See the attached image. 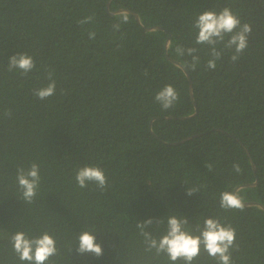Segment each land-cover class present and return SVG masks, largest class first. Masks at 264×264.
<instances>
[{
	"label": "trees",
	"instance_id": "1",
	"mask_svg": "<svg viewBox=\"0 0 264 264\" xmlns=\"http://www.w3.org/2000/svg\"><path fill=\"white\" fill-rule=\"evenodd\" d=\"M224 7L251 26L248 46L232 62L233 50L218 45L208 69L194 20ZM177 46L198 49L195 70ZM15 54L35 68L9 71ZM49 72L55 94L40 100L34 91ZM166 85L179 94L168 110L155 101ZM32 163L41 180L26 203L16 173ZM85 166L103 169V190L78 187ZM225 191L243 211L221 208ZM172 215L193 235L218 218L235 229L232 264H264V0H0V264H27L10 243L21 231L55 238L51 264H173L145 250L136 226L152 219L145 230L159 238ZM85 230L101 256L76 251ZM192 264L217 261L202 250Z\"/></svg>",
	"mask_w": 264,
	"mask_h": 264
},
{
	"label": "clouds",
	"instance_id": "2",
	"mask_svg": "<svg viewBox=\"0 0 264 264\" xmlns=\"http://www.w3.org/2000/svg\"><path fill=\"white\" fill-rule=\"evenodd\" d=\"M92 17H86L80 21L81 24L88 23ZM128 16H122V22L126 23ZM113 28L119 30L120 23L114 24ZM193 28L197 30L195 44L207 45L210 48L211 58L207 61L208 69H215L216 62L221 59L222 50H218V45H223L225 49L233 50L230 57L232 62H236L240 55L248 46V36L251 33V26L248 23H241L239 17L229 7H224L221 11L205 10L194 20ZM95 37V32L89 33V38ZM227 37V39H226ZM198 51L195 47L187 49L177 46L176 52L180 56L185 54L192 57L190 65H186L190 70H195L199 63V56L194 55ZM35 68V62L31 56L26 54H15L9 57L8 70H20L22 75H27ZM146 74V72H145ZM53 73H48L49 83L47 86L34 91V95L40 100H44L55 94L56 83L52 79ZM179 94L171 85L163 87L156 95L155 101L161 105L164 110L173 107L178 101ZM6 114H8L6 112ZM209 171L211 164H206ZM235 172H241L239 164H234ZM41 177L39 175V166L32 163L27 170L23 167L17 169L16 182L21 198L26 203H32L37 195ZM75 180L80 188H85L89 183L97 185L104 189L107 186V178L103 169L95 166H85L80 168L75 175ZM198 188H188L187 194L192 195L198 192ZM220 206L225 210L236 209L243 211L244 203L238 194L225 191L221 193ZM157 223L163 221L158 220ZM153 224L152 219H147L137 223L140 235L144 238L145 250L155 251L157 256L164 254L168 260L173 262L183 261L184 264L192 262L205 251L217 264H232L231 252L235 245L236 233L231 225H222L218 218H206L203 226L197 225L198 235L186 230L188 224L186 218H179L176 215L167 218V227L165 233L159 238H155L145 229ZM94 231L85 230L78 235V247L76 251L79 254L92 253L99 257L102 255V247L96 242V237L92 234ZM12 249L21 262L27 264H51V258L58 255L55 238L48 232L39 236L29 237L24 232H16L10 237Z\"/></svg>",
	"mask_w": 264,
	"mask_h": 264
},
{
	"label": "water",
	"instance_id": "3",
	"mask_svg": "<svg viewBox=\"0 0 264 264\" xmlns=\"http://www.w3.org/2000/svg\"><path fill=\"white\" fill-rule=\"evenodd\" d=\"M109 7V6H108ZM138 20V19H137Z\"/></svg>",
	"mask_w": 264,
	"mask_h": 264
}]
</instances>
